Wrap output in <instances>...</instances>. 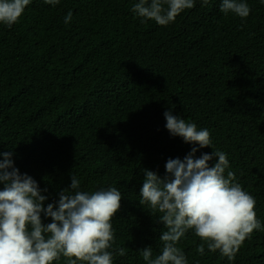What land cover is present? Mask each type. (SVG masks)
Returning <instances> with one entry per match:
<instances>
[{
	"label": "trees",
	"instance_id": "trees-1",
	"mask_svg": "<svg viewBox=\"0 0 264 264\" xmlns=\"http://www.w3.org/2000/svg\"><path fill=\"white\" fill-rule=\"evenodd\" d=\"M138 2L31 0L17 23H0V152L47 189L45 206L75 191L71 176L80 191L117 188L113 264H146L139 249L149 245L160 254V213L139 202L144 171L163 178L166 161L193 147L196 157L227 154L225 176L255 198L264 229V0H243L246 18L222 13V0H195L166 26L138 17ZM166 110L207 129L212 148L170 135ZM201 243L192 230L180 239L187 264H264V230L232 261L206 243L200 255Z\"/></svg>",
	"mask_w": 264,
	"mask_h": 264
},
{
	"label": "clouds",
	"instance_id": "clouds-1",
	"mask_svg": "<svg viewBox=\"0 0 264 264\" xmlns=\"http://www.w3.org/2000/svg\"><path fill=\"white\" fill-rule=\"evenodd\" d=\"M30 2L0 0V23L10 28ZM44 2L55 6L59 0ZM208 2L201 0L202 6ZM194 6L195 0H139L132 11L166 26ZM220 11L246 18L250 7L243 0H222ZM71 19L70 11L64 21ZM163 115L170 135L200 148H212L207 129L197 130L194 123H186L171 110ZM196 152L193 147L183 159L169 158L163 178L144 171L139 202L148 204L152 214L159 212L158 222L166 229L159 236L162 249L155 258L151 245L139 249L146 264H187L177 244L189 230L206 243L209 251L219 250L221 256L232 261L254 230H264L256 217L255 198L236 182L232 171L225 176L227 154L213 148L199 157ZM12 156L10 151L0 152V264H53L61 255L69 259V264H113L114 254L108 250L114 242L111 220L120 210L121 192L115 187L80 191V181L71 176L69 188L75 191L66 193L63 189L57 201L45 206L47 197L41 193L47 189H40L27 173H20ZM41 214L51 222H43ZM205 243L197 245L200 255L204 254ZM116 254L125 255V249H117Z\"/></svg>",
	"mask_w": 264,
	"mask_h": 264
}]
</instances>
